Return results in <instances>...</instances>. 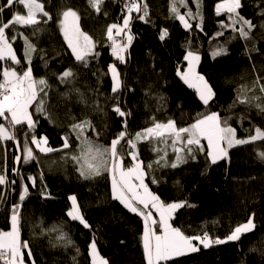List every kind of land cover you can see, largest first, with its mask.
<instances>
[{"label":"trees","instance_id":"1","mask_svg":"<svg viewBox=\"0 0 264 264\" xmlns=\"http://www.w3.org/2000/svg\"><path fill=\"white\" fill-rule=\"evenodd\" d=\"M4 2L0 0V5ZM42 2L53 16V21L42 23V31H37L35 35L32 28H19V32L28 36L38 49V54L33 57L34 75L46 77L52 86L49 112L55 123L41 118L37 129L38 135L48 137L49 146L62 148V137L69 133L73 117L76 121L84 118L92 121L100 135L97 137L91 131L87 135L97 144H110L115 135L123 130L122 118L111 110L115 101L112 99L110 76L103 75L108 65L114 62L125 84L118 95L121 108L130 113L126 117L130 135L151 126L153 118L161 122L172 119L178 127H184L192 123L197 114L207 112L231 116L229 123L237 129L238 138L254 134L255 126L264 129V114L250 105H233L242 85L251 87L257 77H264V27L261 26L264 25V15H261L264 0H242L241 14L257 25L248 40L240 39L238 33L231 29L220 27V20L228 21L226 15L217 17L215 14L214 6L219 0H203V31L195 28L197 21H191L193 30H185L172 16V0H147L149 22L133 20L131 31L135 39L126 64L113 60L105 36L109 24L122 20L121 0H105L100 14L89 6L87 0ZM187 3L195 12L194 0H187ZM69 7L79 13L81 29L96 42L95 51L99 56L89 58L87 66L74 60L56 23L60 13ZM17 9L25 11L22 6L14 5L5 9L2 19L6 21ZM186 11V8H180V12ZM163 29H167L169 35L161 41L159 35ZM220 31L224 35L218 37L216 34ZM9 34H17L13 46L23 59V38L18 33L10 31ZM219 46L226 47L228 54L213 59L211 53ZM188 50L199 52L198 71L216 93L208 106H204L195 90L184 84L176 74L177 68L184 67L186 61L183 57ZM68 68L76 73L74 86L84 94L87 104L78 102L79 96L75 93L67 100L60 95L71 86L60 84L56 77ZM254 94L260 95L258 89L248 93L249 96ZM17 135L22 138L21 131ZM70 143L69 149L47 155L37 152L39 163L34 161L29 164H14L13 157L20 153L13 142L0 147V156L7 149L8 180L16 181L14 185L0 186V194L5 197L0 202V228L10 229L11 206L20 203L21 186L27 183L29 195L21 208V234L22 239L29 241L36 264H90L88 244L93 234L101 255L110 264H146L140 239L142 218L112 199L107 173L89 180L79 176L78 165L71 158L79 154V141L72 136ZM152 148L153 145L147 142L138 144L140 158L145 164L157 159ZM257 150H264V142L237 146L230 150V160L211 167H208L203 155L175 169L154 165L145 181L151 191L166 202L187 199L195 205L180 209L173 220L174 226L180 227L187 235L207 231L213 237L223 238L255 213L256 229L243 235L240 241L213 245L208 249L201 246L199 252L178 257L170 264H264V160L258 158ZM168 151L169 161L174 160V154ZM129 161L130 158L126 157L125 164ZM4 163L0 159V166ZM13 167L19 169V175L12 172ZM205 171L207 174L202 175ZM41 172L42 180L39 178ZM29 175L37 177L34 188L29 181L21 179ZM153 177L158 183H152ZM42 190H46L50 198H44ZM73 194L91 229H85L66 215L71 207L68 197ZM52 228L66 233L73 243L65 245L63 241H58L60 231H48ZM76 248L80 249L79 254ZM253 248L257 251L250 250ZM25 259L28 260L27 250Z\"/></svg>","mask_w":264,"mask_h":264},{"label":"snow or ice","instance_id":"2","mask_svg":"<svg viewBox=\"0 0 264 264\" xmlns=\"http://www.w3.org/2000/svg\"><path fill=\"white\" fill-rule=\"evenodd\" d=\"M87 2L97 14H100L105 0H87ZM122 2V23L109 24L106 27L105 36L109 42L108 46L111 49L110 54L113 60L119 64H126L129 49L135 39L131 24L134 19L149 22V5L147 0H122ZM194 3L195 12L189 7L187 0H172L171 13L185 30H193L194 26L191 21H197L195 28L203 31V0H194ZM14 5L22 6L25 11L21 12L17 9L10 18L3 20L5 9H11ZM243 6L242 0H219L214 10L217 17L227 16V23L224 20L219 21L222 29H231L232 32L238 33L240 39L248 40L257 25L241 14L240 9ZM181 7L187 9L184 14L180 12ZM261 15H264V11ZM53 19L42 0H5L0 5V121H2L0 122V147L6 145L7 142L14 143L16 151L20 153L13 157L14 164H29L34 161L39 163L37 152L47 155L69 149L71 147L70 138L75 136L79 141L80 151L71 158L78 165L76 170L79 176L84 180H89L107 173L111 181L112 199L119 201L128 212L142 218L143 232L140 239L146 264H170L178 257L199 252L201 246L208 249L213 245L238 242L243 235L253 232L256 229L255 213H252L246 222L237 224L223 238L213 237L207 231L187 235L180 227L174 226L173 220L180 209L195 207V205L190 204L187 199L166 202L151 191L145 181L154 165L175 169L187 164L189 160H197L200 155L205 157L208 167L217 165L221 161H228L231 149L258 141L264 142V129L259 126L254 127V134L238 138L237 129L229 123L231 116H221L219 112H207L197 114L193 122L184 127H178L172 119L161 122L153 118L151 126L130 135L126 119L130 113L121 108L118 95L125 84L118 65L114 62L108 65L103 75L110 76L112 99L115 101L111 110L116 116L122 118L123 130L115 135L110 144H97L87 135L89 131L95 133L97 137L100 135L88 118L76 121L73 117L74 122L69 126V133L62 137L61 149L49 146L46 135L37 134L41 118L49 123H55L49 112V92L52 86L46 77L34 75L33 57L34 54H38V49L28 36L19 32V28H32L33 35H35L37 31H42L40 28L42 23L47 24ZM80 20L79 13L69 7L60 13L56 23L74 60L87 66L89 58L95 59L99 53L95 51L96 42L93 37L81 29ZM261 26L264 27V25ZM10 31L18 33L23 38V59L18 56L13 46L17 40V34L10 35ZM168 35V30L163 29L159 39L164 41ZM216 35L223 36L224 32H217ZM211 54L215 59L227 55L228 51L226 47L219 46ZM40 59L43 60L44 56L41 55ZM183 59L187 67L184 70L177 68V76L189 88L195 90L204 106H208L214 100L216 93L205 76L197 71L201 60L200 54L197 51L188 50ZM44 62L47 66V61ZM56 78L60 84L71 86L67 91L60 93L64 99H71V95L75 93L79 96L78 102L88 103L84 94L74 86L76 73L71 68L65 69ZM262 79L264 77H257L251 87L242 85L233 105L237 103L250 105L259 113L264 114ZM257 89L260 95H248L249 92L254 93ZM96 107L99 110L98 101ZM18 131L22 132V138L17 135ZM246 131L251 132L249 129ZM142 142L153 145L152 150L157 154V159L145 164L140 158L138 149V144ZM169 149L175 157L172 161L168 159ZM257 156L264 160V150H257ZM126 157L130 158L127 165L125 164ZM0 159L5 161L4 165L0 166V186L16 184L15 180L9 181L7 177V149L4 150ZM12 172L16 175L20 174L16 167L12 168ZM206 174L207 171L202 173V175ZM39 178L43 179V172ZM21 179L29 181L33 188L37 185L35 176L29 175L26 178L22 176ZM152 183H158V181L153 177ZM28 195L29 185L22 184L19 192L20 203L11 206L10 229L0 230V264H28L25 259V250H27V257L31 264H36L32 258L33 252L29 241L22 239L21 234V208ZM41 195L44 198H50L46 190H42ZM4 199V195L0 194V202ZM68 199L71 201V207L66 215L72 221H78L85 229H91L76 195H70ZM48 231L60 230L52 228ZM57 240L63 241L65 245L73 243L62 231L57 236ZM250 250L257 251L255 248ZM76 252L79 254L80 249L76 248ZM88 255L90 264H110V261L101 255L94 234L88 244Z\"/></svg>","mask_w":264,"mask_h":264},{"label":"rangeland","instance_id":"3","mask_svg":"<svg viewBox=\"0 0 264 264\" xmlns=\"http://www.w3.org/2000/svg\"><path fill=\"white\" fill-rule=\"evenodd\" d=\"M172 4V3H171ZM171 8V7H170ZM181 14H184V12L182 13L181 12ZM119 23H122V20H121V22H119ZM194 51V50H193ZM196 51V50H195ZM198 52V51H197ZM199 53V52H198ZM186 54V53H185ZM187 67V63L185 62V65H184V67H179L181 70H184L185 68ZM197 71H198V66H197ZM200 74H202L200 71H198ZM203 75V74H202ZM209 82V81H208ZM169 150H171V149H169ZM73 195H75V194H73ZM70 205H71V201H70ZM70 209V208H69ZM158 218V217H157Z\"/></svg>","mask_w":264,"mask_h":264},{"label":"built area","instance_id":"4","mask_svg":"<svg viewBox=\"0 0 264 264\" xmlns=\"http://www.w3.org/2000/svg\"><path fill=\"white\" fill-rule=\"evenodd\" d=\"M122 7H123V2H122V0H121V7H120V8L122 9ZM0 230H2V229L0 228Z\"/></svg>","mask_w":264,"mask_h":264},{"label":"crops","instance_id":"5","mask_svg":"<svg viewBox=\"0 0 264 264\" xmlns=\"http://www.w3.org/2000/svg\"><path fill=\"white\" fill-rule=\"evenodd\" d=\"M26 261H28V264H31V261L30 260H26Z\"/></svg>","mask_w":264,"mask_h":264}]
</instances>
